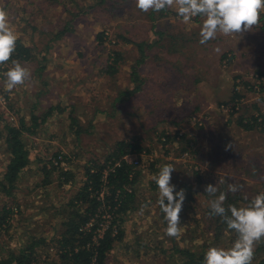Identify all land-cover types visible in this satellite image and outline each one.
<instances>
[{"label": "rangeland", "instance_id": "obj_1", "mask_svg": "<svg viewBox=\"0 0 264 264\" xmlns=\"http://www.w3.org/2000/svg\"><path fill=\"white\" fill-rule=\"evenodd\" d=\"M0 9L7 13L9 27L35 55L29 62L17 60L30 70L31 79L11 91L4 73L16 60L0 64V111L15 124L20 116L29 124L31 115L39 116L36 133L25 134L31 163L21 173L13 196L0 192V204L8 203L15 211L9 229L0 232V254L8 256L9 250L18 251L34 237L49 242L58 238L63 220L60 212L85 179L82 165L89 159L102 160L121 139L139 140L150 150H143L135 167L141 172L132 187L138 207L125 215L124 237L115 242L108 264H176L183 248L198 252L204 244L205 251L230 248L229 238L215 239L208 230L211 219L202 216L210 200L203 193L189 198L188 188H184L186 208L180 213L181 235L168 237L167 221L158 204L159 189L152 179L163 165L171 164L175 168L171 183L176 189L185 181L191 190L205 187L207 181L198 185L194 175L193 169L200 168L214 176L216 187L221 180L241 185L240 192L249 199L264 190L259 182L264 178V133L246 131L238 123L241 111L231 115L227 107L220 109L232 97L235 79L224 71L228 59H222L220 74L212 54L199 50L210 40L201 45L197 33L193 42L184 45L171 41L167 19L153 23L160 12H142L135 0H0ZM166 11L175 17L173 10ZM260 26L264 28V13ZM179 27L172 26L173 31ZM102 31L107 33L103 44L98 40ZM171 47L181 50L174 52ZM114 52L121 55L115 73L107 71L114 63ZM176 65L183 70L176 73ZM256 69L264 72L260 66ZM210 70L213 76L208 81ZM217 78L224 82L215 86ZM245 95H249L248 101L243 104L256 103L264 109V92L245 91ZM51 105L64 109L42 122ZM165 129L170 133L182 129L188 134L191 146L185 155L178 141L164 144L167 138L159 140ZM4 136L0 137V179L9 162ZM58 151L69 158L64 166L75 172V183H63L58 171L44 173V161ZM254 172L255 177L248 176ZM46 181L51 182L44 184ZM54 246L51 242L39 245L40 260L57 258Z\"/></svg>", "mask_w": 264, "mask_h": 264}, {"label": "trees", "instance_id": "obj_2", "mask_svg": "<svg viewBox=\"0 0 264 264\" xmlns=\"http://www.w3.org/2000/svg\"><path fill=\"white\" fill-rule=\"evenodd\" d=\"M106 37V32L102 31L99 33V42L103 44ZM114 56V63L107 66V71L110 69V72L113 73L116 71L117 62L121 55L118 52H114ZM34 58L35 55L32 53V49L18 38L15 51L9 61L18 60L29 62L34 60ZM256 72L264 74L262 71ZM241 76L242 75H237L234 79L237 80ZM244 83L248 84V81L244 80ZM234 87L232 89V97L224 102L225 104L230 102L235 103L233 105L234 111L231 112V115L238 114L241 111L237 115L238 123L246 131L258 129L264 133V110L262 106H258L254 103L251 106L242 104L239 107V103H241L240 96ZM236 106H238V108ZM248 107H253L255 110L250 112L248 111ZM63 109L64 107L61 105H51L48 111L42 116L41 121L45 122L52 113L55 111H63ZM30 118L32 120L31 124L27 122L25 116H20L18 124H15L9 119H6L4 112L2 110L0 111V120L3 123L2 126L0 123V137L5 135L6 152L9 154V162L3 177L0 179V192L5 196L14 195V190L21 177V173L31 163L30 150L26 142L25 134L36 133L35 127L38 125L36 120L39 119V116L33 114ZM71 119L77 122V118L73 115ZM181 130L182 129H178L175 130L174 133H170L165 129L159 134V140H161L162 137L167 138V140L163 141L164 144L170 140L178 141L181 144V147H179L180 151L184 154L190 150L191 139L187 138L188 134L184 133V131L180 134ZM143 150L150 149L142 145L139 140L121 139L115 142L111 149L102 157V160L89 159L82 165L85 179L66 203L63 211L60 212L61 218L63 217L60 236L58 238L56 237V239L54 237L50 241L55 244L54 249L57 258L50 260V256H48L49 253H47L48 258L40 260L42 254L39 253L40 248L38 246L50 242L46 238L37 239L34 237L30 243L21 246L18 251L13 250L10 253L11 250L8 249V256H2L0 254V264H95L93 260L94 256H96L98 264H108V255L114 248L115 242L122 240L124 237V230L121 225L125 221V215L136 210L138 207L136 204V189H132L131 187L136 184L141 172L135 169L136 165L129 161V157L132 154H140ZM166 151L168 152V149ZM51 157L55 158L58 164H56L55 161L53 162V158L51 159ZM51 157L44 161V173L46 175H51L55 171H58L63 183L67 184L70 181L75 183V172L73 169L65 167V163L69 161L67 155L58 151ZM157 161L158 159L152 164H156ZM193 171L198 185H201L205 180L207 182L203 183L204 186L213 183L214 176L206 173L204 174L200 168H194ZM260 171H263V169L261 168ZM253 175L254 176L248 174V176L255 177L256 172H254ZM223 181V184L219 182L217 195H219L220 192L227 193V199L224 204L226 209L228 205H235L238 208L244 207L251 201V198L249 199L248 195L243 191L240 192L239 190L236 193L228 192V183L226 180ZM50 182L51 181H46L44 184ZM259 182L262 183L264 187V178L259 179ZM155 186L157 185L155 184ZM129 187L131 191L127 189ZM182 188L190 189L188 195L191 199L195 198L194 195L196 193H203L207 200L213 199V197L205 193V187L199 186L195 189L196 191L191 190L192 187L189 185V181L183 182V187L179 186L176 191ZM261 192H264V190ZM184 202H187L186 198ZM165 203H167V201H165ZM242 203L246 205L242 206ZM185 208L186 206L183 207V209ZM210 211L209 203H207L202 211V216L204 219L208 216L211 219V221H207L209 232L213 233V237L218 241L222 240L221 237L225 239L229 238V241L233 244L236 239V233L227 228V225L223 222L221 217L210 215ZM105 212L112 216V225L99 239V243L93 245V232L98 228L101 221H103L102 214ZM13 215H15L14 207L9 206L8 203L0 204V232L9 229ZM92 221L94 227L82 230L83 227ZM114 227L118 229L115 235L113 234ZM205 250L206 244L201 246V251L199 252L185 248L180 249L179 252L181 255L176 261V264H203ZM252 264H264V238L255 244Z\"/></svg>", "mask_w": 264, "mask_h": 264}, {"label": "clouds", "instance_id": "obj_3", "mask_svg": "<svg viewBox=\"0 0 264 264\" xmlns=\"http://www.w3.org/2000/svg\"><path fill=\"white\" fill-rule=\"evenodd\" d=\"M135 6L145 13L150 10L160 12L175 6L177 15L185 23L201 17V45L215 39L218 34L228 37L252 31L254 26H259L261 14L264 13V0H135ZM17 39L18 36L9 27L7 13L0 9V64L11 59ZM4 76L7 89L11 91L30 80L31 72L18 61H12V67ZM173 171L175 168L171 164H165L152 179L159 189L158 204L167 221L165 234L179 238L180 213L186 196L184 189L176 191V186L171 183ZM241 187L228 184L227 191L236 193ZM204 191L213 197L209 201L210 215L221 217L227 228L236 233V239L230 248L210 247L204 255L203 264H252L255 244L264 238V192L257 194L244 207L228 205L226 209L227 193L217 195L218 188L213 184L206 185Z\"/></svg>", "mask_w": 264, "mask_h": 264}, {"label": "crops", "instance_id": "obj_4", "mask_svg": "<svg viewBox=\"0 0 264 264\" xmlns=\"http://www.w3.org/2000/svg\"><path fill=\"white\" fill-rule=\"evenodd\" d=\"M167 9V8H166ZM166 9L160 11L158 14L159 16L157 18H154L152 20L153 23L157 22H164L166 18L167 19V28L166 30L170 29V31H167V34L171 39V41L176 39V43L179 42L181 45H184L185 41L193 42L194 35L200 32V27L202 25V18L198 17L197 20H191L188 23H185L181 20V18L177 15L176 9L168 8V10H173L174 16H170ZM166 11V13L164 12ZM263 15V13L261 14ZM179 25L180 27L177 28L175 31H173L172 26ZM195 29L198 30V32L195 31ZM163 30V31H166ZM209 45L205 47H198L199 50L203 48L201 51H204L205 54L210 52L212 54V57L215 59V64L217 66L218 72L221 74L220 67H222L221 61L225 59H228L226 63L224 62L223 68L224 71L227 70L229 74V78L234 80V78L237 75H248L252 71H257L259 66L260 68H264V48H260L261 44L264 45V28H262L259 24V26H254L252 31L245 32L242 34H237L234 36H228L225 37L221 34H218L217 37L213 40H210ZM152 44L148 45V47H151ZM178 50H181L180 47H171V50L174 52ZM196 49V48H195ZM194 51V50H192ZM198 51V50H197ZM205 56V55H204ZM198 57V56H197ZM218 57H220V60H218ZM147 58V57H146ZM255 64L252 65L251 64ZM182 66H184L182 64ZM182 66H178L176 73H179L183 70ZM256 70H255V69ZM181 70V71H179ZM218 72L216 74L218 75ZM210 73V79L212 78L211 70ZM179 76V75H177ZM247 76V77H248ZM213 82V85L217 86L219 84H222L224 82L223 79L217 78ZM208 92V91H207ZM210 93V92H209ZM230 94V93H229ZM212 97L206 94V97ZM231 96V94H230ZM228 98V97H227Z\"/></svg>", "mask_w": 264, "mask_h": 264}, {"label": "built area", "instance_id": "obj_5", "mask_svg": "<svg viewBox=\"0 0 264 264\" xmlns=\"http://www.w3.org/2000/svg\"><path fill=\"white\" fill-rule=\"evenodd\" d=\"M107 34V33H106ZM244 80L248 81V84L244 83ZM235 85V90L238 92L239 96H240V102L239 103V107L240 105H242L243 103L247 102L248 100L246 98H248L249 95H245V91H250V93H257L260 94L262 92H264V74H260L257 72H253L250 73L249 76L247 78L244 77H240L237 80H235L234 82ZM259 98V97H257ZM235 103L234 102H230L227 104H222L220 106V109L222 110V108L225 110L226 107L228 108L229 113L231 114L232 111H234L233 109V105ZM238 108V106H236ZM236 110V109H235ZM264 110V109H263ZM183 131H180V134H182ZM145 152L140 153V154H132L130 157L131 160H129L131 163H133L134 165H136L135 167L139 166L141 160L140 158L142 157V155H144ZM187 152H185L183 155H185ZM53 157H51L52 159ZM53 162L55 161L56 164H58V161H56L55 158L52 159ZM132 188V187H131ZM131 188H127L129 191H131ZM103 217V221H101L100 225L98 226L97 229L94 230V235H93V240L92 243L93 245L98 244L99 243V239L103 236V234L105 233V231L111 227L112 225V216L106 212L102 214ZM94 227V223L93 221L88 223L85 227L82 228V230L85 229H90ZM118 232V229L116 227L113 228V234L115 235ZM94 263L98 264L97 262V258L96 256H94Z\"/></svg>", "mask_w": 264, "mask_h": 264}]
</instances>
